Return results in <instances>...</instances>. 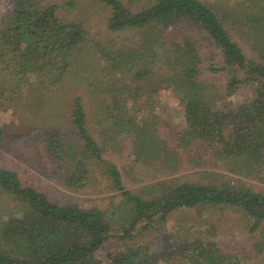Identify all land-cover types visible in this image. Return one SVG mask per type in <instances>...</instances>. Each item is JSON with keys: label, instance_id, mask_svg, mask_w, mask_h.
<instances>
[{"label": "trees", "instance_id": "trees-1", "mask_svg": "<svg viewBox=\"0 0 264 264\" xmlns=\"http://www.w3.org/2000/svg\"><path fill=\"white\" fill-rule=\"evenodd\" d=\"M11 1L13 9L0 21V62L5 71L0 89L6 98L12 100L9 93L19 98L31 93L34 78L31 94L40 97L37 101L67 82L87 81L96 96L115 103L111 107L102 103L101 137L110 142L106 133L114 125L112 140L125 139L127 173L149 164L162 167L166 174L179 173L216 159L228 173L264 184V1L243 0L241 18H222L198 0H126L127 4L89 0L108 10L107 32L131 34L128 42L99 48L96 63L85 50L89 43L100 42L89 39L82 25L61 21L58 8L46 6L45 0ZM230 20L256 59L247 57L225 29L224 23ZM186 27L190 35L183 32ZM170 34L177 40L168 39ZM200 42L206 44L202 50L211 46L220 52L222 66L209 69L229 76L222 94L199 79ZM155 74L159 82L172 85L182 103V120L174 124V138L168 139L156 128L166 114L134 117L125 104L139 92L147 94L140 85ZM242 84L253 86V98L232 107L226 99ZM70 122L76 141L53 132L44 138L45 149L55 164L71 162L64 184L72 191L92 184L97 170L112 182L132 215L127 228H121L120 241L130 238L142 220H163L172 211L200 205L239 209L252 223V230L264 227V192L239 181L221 184L169 178L155 184L158 193L148 199L132 195L124 186L121 170L102 158V148L88 132L81 97L73 100ZM213 176L223 174H207ZM1 193L14 200L16 205L8 209L16 215L0 222V264H155L159 258L147 246L137 245L101 260L97 254L116 237L111 234L117 231L111 216L52 202L44 193L23 185L11 170L0 168ZM260 232L264 238V228ZM194 241L180 249L187 255L185 264H245L236 255L219 252L212 242Z\"/></svg>", "mask_w": 264, "mask_h": 264}, {"label": "rangeland", "instance_id": "rangeland-1", "mask_svg": "<svg viewBox=\"0 0 264 264\" xmlns=\"http://www.w3.org/2000/svg\"><path fill=\"white\" fill-rule=\"evenodd\" d=\"M69 1L71 0H45V5L57 7V15L61 21L82 25L89 39L100 42L98 45L89 43L85 50L87 57L94 63L98 60L96 58L97 54L99 56V48L112 43L119 45L130 40V32L115 34L106 31L109 12L104 6L89 0H75L71 1L73 3L69 5ZM198 1L207 5L222 18H225V15L241 18L238 13L243 0ZM122 2L127 4L126 0ZM12 9L11 0H0V21ZM233 22L235 21L230 20L224 23L225 29L243 49L247 57L256 59L257 54H252L238 32L233 30ZM182 30L184 32L187 27ZM189 32L190 30H187L185 35ZM192 36L197 39L201 38V35L198 34ZM166 37L177 40L173 38L172 34ZM179 42L181 41L179 40ZM201 46L204 48L206 44L200 42L199 50L203 61L198 65L199 79L203 83L212 84L221 92L229 76L222 70L214 72L209 69L213 66L217 70L222 66L220 52L211 46L202 50ZM1 65L0 62V70L3 72H0V76H3L5 71ZM150 77L151 80L146 81L145 79L140 85L144 86L148 93L139 92L134 100L125 102L130 108L129 115L135 117V115L141 114L147 117L152 114H166V117L161 118L156 124V128L168 139L174 138V124L180 123L182 120V103L174 93L172 85L159 82L157 74ZM35 80L36 78L30 81L31 93L34 92ZM31 93L22 98L9 93L12 98L9 100L0 89V168L17 173L23 185L31 186L44 193L52 202L73 206L80 211L97 210L107 216L110 215L112 225L117 229L111 234L116 237L106 243L104 249L97 254L98 258L105 260L109 253L142 245L147 246L150 251L156 254L157 258L159 257L155 264H185L182 261L187 255L180 249L185 245L188 247L189 244L195 242L194 240H201L206 244L209 242L216 244L219 252L236 255L245 264H264V238L259 236L264 227L252 230V223L239 209L226 208L221 205L180 208L167 214L163 220L159 217L152 221L142 220L134 227L130 238L123 242L120 241L118 237L123 235L121 228L126 229L132 219L129 204L124 200V197L119 191L112 189V182L107 177H102L98 170L95 179H92V184L79 191L70 190L64 184V176L69 173L71 162L65 160L55 164L44 146L45 136L53 132H59L76 141L70 122L72 104L76 97H81L83 100L87 129L94 141L102 148V158L115 164L121 170L126 190L136 197L148 199L152 195H156L158 189L154 185L167 181L169 178H190L198 180L197 182L200 183L218 181L221 184H225L229 180L239 181L251 184L257 192H264V184L247 176L239 177L228 173L225 167L216 163V159L202 165L199 169H182L179 173L167 169L172 173L166 174L162 167L149 164L137 166L134 174H129L126 171L129 169L127 143L119 136L112 140L114 125L106 133L110 142L105 138L102 139L104 124L100 121L103 115L101 106L102 103H105L110 104L111 107L115 104L112 102V98L104 102L103 99L96 96L92 87L84 80L67 82L56 92L45 93L41 97V101H37L40 97L33 96ZM252 93V85L242 84L226 100L230 106L235 107L250 101L253 98ZM36 101L39 103L37 104ZM222 102H225L224 98ZM151 110L154 113L149 114L148 112ZM209 172H214L215 175L223 174V177L209 178L207 177ZM15 205L16 203L10 197L3 193L0 194V222L16 215V213L10 214L8 209Z\"/></svg>", "mask_w": 264, "mask_h": 264}]
</instances>
